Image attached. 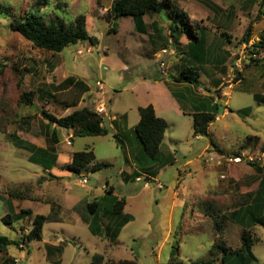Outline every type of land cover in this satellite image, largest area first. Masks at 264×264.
I'll return each mask as SVG.
<instances>
[{"label":"rangeland","instance_id":"1","mask_svg":"<svg viewBox=\"0 0 264 264\" xmlns=\"http://www.w3.org/2000/svg\"><path fill=\"white\" fill-rule=\"evenodd\" d=\"M34 1L0 0V235L16 240L19 235L29 233L30 229L26 233L24 227L32 228L33 225L31 217H14L19 206H30L33 212L40 214L42 209L48 207L44 203H51L55 193L60 190L56 188L59 187L58 182L45 185L46 181L55 179L45 172L44 167L29 162L33 148L28 147L17 136V133L21 134V129L25 128L26 121L37 124L43 120L41 113L47 106L50 111L53 108L61 112L60 108L49 101L53 94L50 87L51 75L35 72L36 67L47 64L40 62L39 58L59 53L32 46L20 34L12 31L11 19L4 13L6 9H12L13 13L25 16L24 14L35 6ZM46 2L49 4L40 15L47 21L61 18L70 24L75 15L85 14L89 17V24L92 20L97 21L99 28L107 24V20H99L90 15L88 0ZM261 9L260 6L258 13ZM256 17L255 15L253 19ZM226 21L225 17L209 20L213 24H223ZM233 29L227 30L228 36H234ZM239 29L240 27H237V30ZM110 37L113 39L112 34ZM238 45L243 47V36L239 37ZM243 58L244 61L238 68L236 63ZM256 60L264 62V58ZM253 64L255 63L250 61L246 48L236 54L232 77L229 78L233 81L225 83L224 86L230 88L227 106L231 108V113L229 110L224 112L225 116L229 117L211 126L210 136L198 135L200 139H197L192 132L187 142H168L163 150L164 155L157 161L146 157L135 133L134 138L132 137L133 122L139 118V115L133 118L132 113L124 120L130 129L123 135L126 140L124 144L118 141L120 135H115L110 129L108 136L104 138H74V149L81 152L86 147H94L97 162L107 164L98 172H89V176H86L88 187H94L92 192L98 200L104 194L102 184L109 181L115 188V194H106L103 211L108 213L112 209V198L125 194L133 197L126 211L132 219L122 229L118 244L105 237L102 222V239L93 236L87 229L70 227L68 234L71 235H61L69 247L63 264H92L91 260L95 254L102 255L104 261L133 260L137 264H222L220 254H216V257L210 255L215 243L224 246L228 253L239 249L244 227L231 218V213L247 204L249 193L258 190L261 176L249 163H254L264 170V104H259L254 99L255 94L264 95L254 79L255 74L262 73L264 67L253 66L247 69ZM245 71L246 80L243 79ZM239 73L241 77H238ZM29 92H33L34 97L32 104L26 105L21 100L22 96ZM222 98L225 100L227 96ZM108 108H111L110 104ZM245 109H250L248 114L241 113ZM182 126L180 124L176 129L178 135H181ZM60 133L66 131L61 130ZM187 134L184 131V135ZM125 150L130 151L129 156L139 168L136 176L140 179L133 183L126 182L120 174L121 166L127 160ZM236 157H240L241 162L229 161ZM50 158L53 159L52 155ZM187 162L191 163L186 166ZM79 179V176L73 174L71 179L66 180L72 189L69 193L71 196L83 197L89 192L82 189L80 184L75 185ZM16 193L20 198L15 196ZM59 195L58 193L60 202L71 208L73 204L68 194ZM26 196L37 197V202L43 204L33 201L29 205V201H23ZM8 214L13 215L12 219H9L12 225L3 222ZM218 225L220 227L217 230ZM49 227L45 229V239L50 238ZM18 230L21 231L19 234ZM252 233L256 241L253 246V253L258 259L256 264H264V225L253 228ZM73 236H76L79 242L75 243ZM78 252L85 254L77 257ZM214 258L217 260H213ZM7 259L9 262L5 263ZM0 264L55 263L47 259L43 242L34 241L24 250L14 245L8 251L0 252Z\"/></svg>","mask_w":264,"mask_h":264},{"label":"crops","instance_id":"2","mask_svg":"<svg viewBox=\"0 0 264 264\" xmlns=\"http://www.w3.org/2000/svg\"><path fill=\"white\" fill-rule=\"evenodd\" d=\"M115 1L88 0L90 15L99 20H107L106 16ZM170 1L176 7L178 14H184L183 18L174 15V11L168 8L160 13H148L136 19L132 17L122 18L117 22L116 32L110 31L111 22L106 21L107 24L99 28L97 21L92 20L89 24V17L83 14L87 19V30L90 36L95 37L98 43L91 45L86 41L79 42L66 48L63 53L39 58L40 62L47 64L35 68V72L38 74L51 75L50 87L53 94L49 101L60 108L61 112L59 113L53 108L50 111L49 106L46 107V111L60 118L76 110L88 108L96 112L97 108L103 107L105 109V113L101 115L103 127L112 130L117 136L120 135L118 141L124 144L126 140L123 135L130 131L124 120L131 113L133 118L139 115V108L152 106L156 116L165 120L168 125L159 158L164 155L163 150L167 147L168 142L172 144L187 142L189 135L192 132L194 134L193 116L196 112L213 111L219 100L218 102L223 106H219V116L211 126H215L229 117L225 116L224 112L229 110L231 113V108L227 106L229 105L230 88L224 86L225 83L230 82L229 78L232 77L236 54L243 50L246 45L243 42V47H239V37L243 36L244 38L249 22L255 15H259V20L253 25L250 44L264 40V22L258 13V9L262 6L261 4H264V0ZM217 17L221 19L225 17L227 21L223 24L209 22L211 18ZM194 21L196 22L194 23ZM237 27L240 29L237 30ZM229 29L234 30V36L227 35ZM111 34L113 39L110 37ZM225 37L226 39H224ZM163 50H167V53H164ZM161 63L165 64V69H161ZM253 66L264 67V62L250 65L247 69ZM187 67L198 70L199 85L178 81L181 70ZM30 68L29 70L32 72L33 68ZM246 78L245 71L243 79L246 80ZM254 79L256 86L264 92V70L262 73H256ZM47 82L45 81V83ZM97 83H101L102 86H97ZM217 92H222V97L226 95L227 98L220 100L215 96ZM255 95L264 97L263 94L259 93ZM108 104L111 105L110 109ZM138 122L139 118L133 122L131 129L133 138ZM180 124L183 126L181 135H178L176 129ZM211 126L209 127V134ZM61 130H65L66 133H60ZM184 131L188 133L186 136ZM17 136L28 147L33 148V151L35 149L45 150L52 155L55 159V166L52 170L45 172L53 175L55 180L46 181L45 185L58 182L59 187L56 188L60 190L55 193V198L51 203H44L48 207L42 209L40 214L33 212L30 206L25 208L19 206L15 214L20 217L22 211L25 210L28 212L26 216L31 217L32 220L36 215L46 217L42 242L47 259L55 264H63L69 247L65 240L59 242L62 239L61 235H71L68 234L70 227L90 231L89 223L82 219L81 212L76 209L77 207L84 208L85 204L97 200L98 197L92 192L94 187H88L89 182L85 186H81L79 181L75 183L77 186L80 184L82 189L89 190L83 197L81 194H79L81 196L69 194L72 189L66 180L71 179L73 174L63 170L62 166L70 163L73 153L78 152L74 149L73 140L75 136L72 130L60 128L56 124L51 125L43 119L37 124L26 121L25 128L21 129V134L17 133ZM68 140L71 141V146L67 145ZM87 148L92 149L96 155V148ZM125 154L127 160L121 166L120 174L126 182L133 183L140 179L139 176H136L139 173V168L134 164L133 158L129 156L130 151L125 150ZM190 163L187 162L186 166ZM89 172H92V166L88 171L77 176L86 177L89 176ZM101 189L104 191L101 199L106 196L108 190L112 189L115 192V188L109 184V181L102 184ZM58 193L59 196L62 193L68 194V198L73 204L71 208L65 207L60 202ZM118 198L126 199L123 215H128L126 214L127 207L133 197L121 194ZM23 201H29V205L33 203V200ZM34 203L43 204L37 201ZM101 222L104 232L107 233V228H112L113 231L117 220L113 216L105 215L101 218ZM47 227L50 230V238L45 239L44 232ZM24 228L26 233L31 229L28 226ZM20 232L18 230V234ZM73 239L75 243L79 242L76 236H73ZM83 254L85 253L78 252L76 255L80 257ZM6 262H9L8 259L5 260Z\"/></svg>","mask_w":264,"mask_h":264},{"label":"trees","instance_id":"3","mask_svg":"<svg viewBox=\"0 0 264 264\" xmlns=\"http://www.w3.org/2000/svg\"><path fill=\"white\" fill-rule=\"evenodd\" d=\"M35 6L31 8V11L25 13V16L17 15L13 13L12 9H6L4 13L11 19L12 31L20 34L24 39L29 41L32 46L51 52L61 53L69 46L77 44L79 42H89L91 45H96L98 40L95 37L90 36L87 30L86 16L80 14L76 16L71 23L68 24L61 18H55L47 21L40 13L45 9L49 2L46 0H35L33 3ZM29 3L27 4V6ZM168 8L174 11V15L184 17V14H178L176 7L170 0H116L107 14L106 19L112 23L110 31H117V22L125 17L140 18L148 13H160ZM259 14L262 16L264 10V4L261 6ZM33 10V11H32ZM259 16V15H258ZM256 17L249 25L243 42L247 45L250 43V36L252 33L254 23L259 20ZM196 21H194L195 23ZM247 53L250 55V61L259 64L258 61L253 58V55H259L264 52V40H260L257 43L246 48ZM242 73V72H241ZM239 73L238 77H241ZM236 78V77H235ZM179 82H186L190 84L199 85V72L192 67L183 68L178 77ZM222 93V92H221ZM222 94L216 93V97L222 100ZM34 97L33 92L25 93L22 96V102L26 105L32 104ZM254 99L259 104H264V97L261 95H255ZM214 100V98H213ZM219 106H223L217 101V107L213 111L209 112H196L193 116L194 123V135L198 136H210L209 127L219 116ZM250 109L242 110L241 113L248 114ZM139 122L135 127V134L141 143L142 150L146 157L152 161H157L161 153V145L167 130V122L161 118H158L152 106L139 108ZM43 119L49 122V124H56L58 127L72 130L75 137H98L107 136L109 131L103 127V118L96 112L84 108L76 110L73 113L64 116L56 117L46 110L41 113ZM51 154L45 150L35 149L32 156L29 158V162L44 167L45 170H52L55 166V159H51ZM50 158V161H49ZM45 162H48L45 163ZM51 163V164H50ZM252 168L261 176L259 181L258 190L256 192L249 193L247 195V204L238 208L231 213V218L244 227V231L241 237V246L235 252H227V249L220 243H215L210 250V255H221L220 262L222 264H256L258 259L253 253V246L256 241L252 233V229L257 226L264 225V170L254 163H249ZM92 166V172H98L107 165L104 163H98L94 151L90 148L81 152L73 153L70 163L62 166L63 170L71 172L72 174L81 175L83 172L89 170ZM52 178L55 179L53 175ZM114 193L112 189L108 190L106 194ZM12 196V195H11ZM20 198L19 194H15ZM107 195L100 199L94 200L85 204L84 208L77 207V211L81 212V217L89 223L90 231L94 236H102L103 231L100 226L101 218L105 215H110L116 218L117 222L115 228H107L105 237L111 239V242L118 244V238L122 228L131 221L132 217L124 214L126 206L125 198H112V209L107 213L103 211L104 200ZM24 199V198H22ZM25 200L39 201V198L26 196ZM83 210V211H81ZM28 214L23 210L21 215ZM207 214V213H206ZM208 216V215H205ZM13 215L8 214L3 222L7 225H12L9 222ZM14 217H18L14 215ZM46 217L43 215H36L33 219V225L29 233L19 235V239H12L7 236L0 235V252H6L11 246L21 245L27 246L34 241L41 242L43 240V229L46 223ZM219 225L216 229H219ZM112 234V235H111ZM25 248L21 249L24 250ZM216 257V256H215ZM213 260H217L214 258ZM92 264H137L133 260H108L104 261L102 255H95L92 259Z\"/></svg>","mask_w":264,"mask_h":264},{"label":"built area","instance_id":"4","mask_svg":"<svg viewBox=\"0 0 264 264\" xmlns=\"http://www.w3.org/2000/svg\"><path fill=\"white\" fill-rule=\"evenodd\" d=\"M262 20H263V22H264V10H263V13H262ZM251 45L252 44H246L245 46H244V48H248V47H251ZM163 52L164 53H167V50H163ZM253 58L254 59H261V58H264V52H262V53H260L259 55H253ZM244 59V58H243ZM243 59L242 60H238V62L236 63V66H238V68L240 67V64H242L243 63ZM160 67H161V69H165V64L164 63H161V65H160ZM240 72H242V70H240ZM231 81H233V79L231 78L230 79V82ZM97 86H102V84L101 83H97ZM229 87H231V86H229ZM219 101V100H218ZM96 113L98 114V115H102V114H104L105 113V109L102 107V108H97V110H96ZM197 139H200V137H196ZM71 141L70 140H68L67 141V145L68 146H71ZM231 163H239V162H241V158L240 157H236V158H234V159H230L229 160ZM79 182H80V184H81V186H85L86 184H87V182H88V180H87V177H82V178H80V180H79ZM59 242H63V240L61 239ZM23 248H25V246L24 245H21L20 246V249H23Z\"/></svg>","mask_w":264,"mask_h":264}]
</instances>
